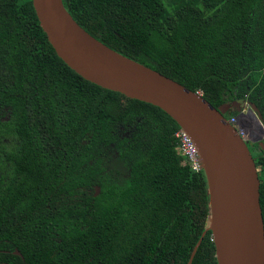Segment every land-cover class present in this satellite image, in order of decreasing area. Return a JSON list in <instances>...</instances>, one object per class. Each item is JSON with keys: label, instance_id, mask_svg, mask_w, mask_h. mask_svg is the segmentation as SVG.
Instances as JSON below:
<instances>
[{"label": "trees", "instance_id": "1", "mask_svg": "<svg viewBox=\"0 0 264 264\" xmlns=\"http://www.w3.org/2000/svg\"><path fill=\"white\" fill-rule=\"evenodd\" d=\"M63 3L106 46L216 108L255 104L264 126V0ZM180 129L71 69L33 0H0V264H218L207 179Z\"/></svg>", "mask_w": 264, "mask_h": 264}, {"label": "water", "instance_id": "2", "mask_svg": "<svg viewBox=\"0 0 264 264\" xmlns=\"http://www.w3.org/2000/svg\"><path fill=\"white\" fill-rule=\"evenodd\" d=\"M48 41L71 69L105 89L161 108L194 141L202 159L210 197V226L218 264H264V217L260 168L248 140L226 113L240 103L214 107L200 93L106 46L72 17L63 0H33ZM250 113L261 126L255 104ZM264 146V141H257Z\"/></svg>", "mask_w": 264, "mask_h": 264}, {"label": "built area", "instance_id": "3", "mask_svg": "<svg viewBox=\"0 0 264 264\" xmlns=\"http://www.w3.org/2000/svg\"><path fill=\"white\" fill-rule=\"evenodd\" d=\"M230 123L236 126V128L240 131L241 136L244 137L246 140L249 139V133L247 130V125L244 126L241 125L237 119V116L230 118ZM176 138L179 140L180 150L181 152L188 158L191 167L194 171H202L203 170V164L202 159L200 157L199 151L192 140V138L189 136V134L184 131L183 129H180L176 132Z\"/></svg>", "mask_w": 264, "mask_h": 264}, {"label": "rangeland", "instance_id": "4", "mask_svg": "<svg viewBox=\"0 0 264 264\" xmlns=\"http://www.w3.org/2000/svg\"><path fill=\"white\" fill-rule=\"evenodd\" d=\"M235 107V106H234ZM236 110H238L239 112L244 111L246 112L247 110L250 109V106L248 104H242L240 105V107H235ZM252 114H250V118H248L247 120L244 119V123L248 124L247 125V130L249 133V139H248V146L250 148V150L254 151L255 150V146L254 144L257 143V141H264V134L263 131L261 129V126H257V124L252 120L251 117ZM229 116V114L227 115ZM259 124V123H258ZM211 222L209 220L208 222V226H210Z\"/></svg>", "mask_w": 264, "mask_h": 264}, {"label": "bare ground", "instance_id": "5", "mask_svg": "<svg viewBox=\"0 0 264 264\" xmlns=\"http://www.w3.org/2000/svg\"><path fill=\"white\" fill-rule=\"evenodd\" d=\"M250 114H251V113H250ZM251 117H252V120L257 124V126L260 127V125H259L258 122L256 121L255 117H254L253 115H251Z\"/></svg>", "mask_w": 264, "mask_h": 264}]
</instances>
